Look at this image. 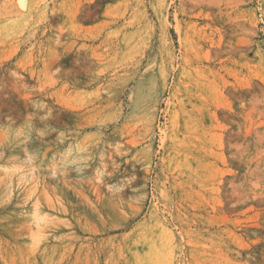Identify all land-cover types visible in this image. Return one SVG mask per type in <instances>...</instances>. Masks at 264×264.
I'll list each match as a JSON object with an SVG mask.
<instances>
[{"label":"rangeland","instance_id":"obj_1","mask_svg":"<svg viewBox=\"0 0 264 264\" xmlns=\"http://www.w3.org/2000/svg\"><path fill=\"white\" fill-rule=\"evenodd\" d=\"M0 264H264V0H0Z\"/></svg>","mask_w":264,"mask_h":264}]
</instances>
